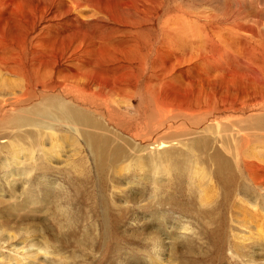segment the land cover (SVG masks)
I'll return each instance as SVG.
<instances>
[{"label": "rangeland", "instance_id": "1", "mask_svg": "<svg viewBox=\"0 0 264 264\" xmlns=\"http://www.w3.org/2000/svg\"><path fill=\"white\" fill-rule=\"evenodd\" d=\"M156 2L159 6L153 12L155 21L152 30L147 27L143 29V37L149 33L147 40H152L153 45L143 49V55L149 56L152 53L153 56H161L157 51L161 52L162 47L172 48L174 45L176 47L183 44L184 52L179 54L182 57H175L172 66L180 60L185 61V65H190L196 60L200 61L202 56V69L209 68L205 64L212 63L215 65L216 75H219L222 73L220 64L227 65L234 75H249L250 88H253L255 95H261L259 91H264V79L259 84L253 78L258 66L264 65V0ZM137 17L147 19L141 14ZM186 20L188 24L182 30ZM164 26H169L170 29L162 30ZM242 26L257 28V35L239 31ZM114 36L117 34L112 35L110 32L106 40H110V37L117 38ZM109 43L121 45L122 40L118 38V41L112 43L111 40ZM28 48L30 56L33 50L30 52V45ZM123 58L125 59L124 56ZM27 67L26 71H31L34 65L28 62ZM61 67L63 69V66L58 69ZM54 77L57 81L62 79L58 73H54ZM10 80L13 81L14 77L0 71V93L9 90L10 84L7 82ZM159 83L155 74L150 73L141 75L137 82L127 84L132 93L140 92V97L131 94L135 98L132 103L135 109L133 107L130 110L134 109L135 113L137 110L145 111L150 115L144 94L149 93V86H157ZM189 104L186 105L189 108L198 106L190 101ZM214 106H202L196 112L209 110L206 108ZM144 115L145 113L141 114ZM141 116H138L139 121L136 123L141 127L152 128L150 123H155L156 119L154 121L152 118L148 123L141 120ZM131 117L133 119L137 116L131 113ZM172 121L182 126H176L171 132L164 133L165 135L152 133L148 141L144 142L146 144L132 142L139 147L136 157L124 161L112 170H106L105 173L97 171L94 158L84 148L83 142H75L73 137H67L65 131L58 130L57 134L60 136L55 134L50 138L48 133L52 132H45L42 145L38 142L42 134L33 139H25L22 132L33 129L19 126L16 127L19 129H9L10 133L15 136L19 134L25 140L21 141L18 137V143L11 144V147L7 146L12 141L6 143L8 139L1 133L0 158L3 157L1 160L7 167L0 169V209L3 208L2 202L7 204L18 200L21 204L13 216L0 210V244L5 243V246L0 247V264H8V260L13 259L15 254H20L24 248L28 249L32 243H36V248L48 245V255L47 258L42 255L38 260H27L31 264H189L191 260L198 262V259L202 261L201 264H264V204H257L251 196L244 197L243 193L237 192L234 199L223 195L213 175L211 161L204 157L202 150L195 144L196 139L202 140L203 145L207 140L214 141L218 138L221 142L223 136L229 137L225 132L218 134L222 122L207 124L202 120L203 129L210 126L207 131L195 133L193 125L200 121L197 118L182 115ZM184 128L188 129V134ZM178 133L187 135L179 138L175 136ZM161 143L163 144L160 145ZM18 144L23 150L27 149L29 155L35 154L31 166L37 167L45 161L43 168L46 169V177L43 169H36L35 172L30 170V165L27 166L26 175H19V170L25 166L26 161L16 162L15 159L19 156L24 158V152L9 157ZM30 146H34L33 149ZM163 151L171 156L162 154ZM168 158L171 160L166 168L163 161ZM38 159H43V162ZM161 160L163 170L158 174L155 165L149 164ZM174 161L181 162L182 170L191 176L195 173L194 179L184 176V179L179 180L180 175L169 166ZM165 169L169 170L168 173H163ZM34 177H38V180L44 179L46 187L37 191L34 188V197L40 199L45 190L53 187L58 198L41 206L35 204L38 199L34 198L32 203L25 197L29 181ZM12 187L18 189L9 193ZM258 193L262 195L261 201L264 203V190ZM161 203L164 204L160 205ZM223 204L224 207L221 208L220 205ZM181 224L185 226L176 228ZM220 225L223 227L221 232L224 235L221 238L224 246L219 251L214 245L209 251L207 240L213 232L220 233L217 229ZM24 230L32 232V236L27 238ZM203 230L207 233V238L203 236ZM185 239L187 243H182Z\"/></svg>", "mask_w": 264, "mask_h": 264}, {"label": "bare ground", "instance_id": "2", "mask_svg": "<svg viewBox=\"0 0 264 264\" xmlns=\"http://www.w3.org/2000/svg\"><path fill=\"white\" fill-rule=\"evenodd\" d=\"M158 6L156 0H0V71L14 77L13 81L7 82L10 84L9 90L0 93V134L3 133L8 139L6 143L12 141L7 146L11 147V144L18 143L20 136L11 134L9 129H19L16 128L19 126L32 128L34 131L22 132L25 139H33L42 134L38 138L41 144L44 142L45 132H52L48 133L50 138L55 134L60 136L57 134L58 130L65 131L67 137H73L75 142H83L84 148L94 158L97 171L105 173L106 170H112L124 161L136 157L139 147L132 142L143 144L152 133L164 134L171 132L176 126H182L172 121L177 116L185 115L200 120L193 125L195 133L207 131L210 126L203 129L202 120L207 124L222 122L218 134L225 132L229 137L223 136L221 142L215 137L217 139L207 140L203 145L202 140L196 139L197 148L211 161L213 175L223 195L234 199L237 192L243 193L244 197L251 196L257 204H264L261 201L262 195L258 193L264 190V91H259L261 95H255V91L249 86V75H234L227 65L220 64L222 73L219 75H216L215 65L212 63L205 64L209 68L202 69V56L200 61L196 60L192 64L190 62V65H185V61L180 60L172 66L175 57H182L179 54L184 52L183 44L176 47L174 45L172 48L162 47L161 52L157 51L161 56H153L152 53L149 56L143 55V49L153 45L152 40H147L149 33L143 37V29L147 27L152 30L155 21L153 12L158 10ZM138 14L147 19H140ZM187 22L188 20L182 25V30L186 29L184 26ZM164 27L162 30L170 29L169 26ZM239 31L253 35L258 33L257 28L250 26H242ZM110 32L112 35L117 34L114 36L117 38L110 37V40H106ZM118 38L122 40L121 45L109 43L111 40L112 43L118 41ZM28 45L31 46L30 52L33 50L30 56L27 52ZM28 62L33 63L34 70L26 71ZM60 66L63 69H58ZM54 73H58L62 79L57 81ZM150 73H154L155 78L160 81L157 86H149V93L144 94L150 115L140 110L135 113V106L132 104L135 98L132 95L140 97V92L132 93L127 84L137 82L141 75ZM253 79L261 84L264 79V65L258 66ZM189 101L198 106L189 108L186 106ZM209 105L215 106L196 112L202 106ZM131 113L137 117L132 119ZM142 113L145 115L141 116ZM138 116L148 123L152 118L156 121L150 123L152 128L141 127L136 123L139 121ZM184 130L188 134V129ZM187 134L178 133L175 136L180 138ZM169 135L170 133L167 136ZM20 139L22 141L24 138ZM30 147L33 149L34 146ZM12 150L10 158L24 152V158L19 156L15 159L16 162L26 161L21 170L17 169L19 175H26L30 165V170L35 172L36 169H43L46 177V169L43 168L45 161L44 164L34 167L31 166L34 153L29 155L27 149L23 150L20 144ZM162 154L171 156L165 151ZM2 158L0 169L7 167ZM170 160L168 158L163 161L165 167ZM204 163L209 164L208 161ZM149 165H155L157 173H162V160L154 164L150 162ZM169 166L180 175L179 180L184 179V176L194 179L195 173L191 176L183 171L181 162L174 161ZM168 171L165 169L163 173ZM210 172L212 173V169ZM29 182L25 197L34 203V198H38L33 196V189L36 188L37 191L46 187L44 179L38 180V177ZM17 189L12 187L8 192H16ZM54 189L52 187L45 190L35 204L45 206L46 202L58 198ZM2 203L1 212L13 216L18 212L21 201ZM220 207L223 208L224 204ZM184 226L185 224H181L176 228L181 229ZM217 229L220 233L213 232L207 240L209 251L214 245L219 251L224 246L221 238L224 235L221 232L222 225ZM189 230L188 228L187 231ZM24 233L27 238L33 234L28 230H24ZM203 236L208 237L204 230ZM182 243H187L186 239ZM4 244H0V247L5 246ZM47 249L48 245L36 248V243H32L28 249L24 248L7 262L31 264L30 260H38L42 255L47 258ZM191 262L201 264L202 261L191 260L189 264Z\"/></svg>", "mask_w": 264, "mask_h": 264}]
</instances>
